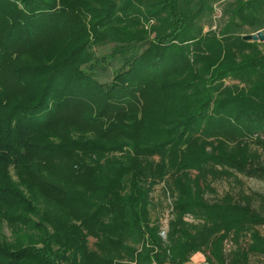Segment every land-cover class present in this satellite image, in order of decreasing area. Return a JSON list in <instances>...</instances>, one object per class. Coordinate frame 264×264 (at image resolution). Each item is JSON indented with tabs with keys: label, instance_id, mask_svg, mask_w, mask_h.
<instances>
[{
	"label": "trees",
	"instance_id": "1",
	"mask_svg": "<svg viewBox=\"0 0 264 264\" xmlns=\"http://www.w3.org/2000/svg\"><path fill=\"white\" fill-rule=\"evenodd\" d=\"M80 1L0 0V227L12 235H0V264H185L195 252L264 264V195L205 196L218 174L207 165L264 180V158L208 152L189 136L200 122L207 136L264 135V40L242 38L264 27V0L226 2L229 20L206 32L220 0H148L158 33L132 42L112 17L120 0L97 1L89 23ZM110 38L108 54L90 50ZM227 76L243 85L221 88ZM162 181L164 234L151 212Z\"/></svg>",
	"mask_w": 264,
	"mask_h": 264
},
{
	"label": "rangeland",
	"instance_id": "2",
	"mask_svg": "<svg viewBox=\"0 0 264 264\" xmlns=\"http://www.w3.org/2000/svg\"><path fill=\"white\" fill-rule=\"evenodd\" d=\"M86 2H83L81 0L79 3H76L79 7V11H82L86 13V17L82 18L84 21H87L89 23V20L91 19L90 13L94 12L95 8L98 6V3H104L108 0H84ZM230 2L232 0H220L213 4V13L211 16V23H205L203 25V31L206 32L208 29L217 30L219 28V24H224L223 21H228L229 18L222 16V6H226V2ZM117 4L122 6L121 9L116 10L117 13L113 15L112 17H115V19H119V23H116L120 26V28L128 30L129 36L127 37L124 34L120 35V38L123 40V42H132V39L137 40H143V39H149L154 40L156 38V34L158 31L154 29V26L157 24V19L153 14H148V12H153L151 8H149L148 0H120L118 3H114V8L117 6ZM58 1L57 5L54 8V10L59 9L58 8ZM133 10V12H132ZM150 10V11H147ZM122 18V19H120ZM221 19V20H220ZM221 22V23H220ZM102 23H99L98 27L103 28ZM87 30H90L89 25H86ZM264 28V27H262ZM262 28H259L257 30H260ZM103 30V29H102ZM257 30H254L252 27L244 26L243 34L245 33H252L256 32ZM87 31V32H88ZM242 34V35H243ZM243 38V37H242ZM263 39H248L250 42H254V44L258 45V48H262V42ZM91 41L90 44V50L95 53H106L108 54V50H110L118 41L115 39H106L104 41ZM139 42V41H137ZM49 47V46H47ZM241 53L247 56H255V51L251 47H244L243 50H241ZM24 56L25 54H21ZM110 76L102 78L101 81H106L109 79ZM243 85V82L240 81L239 78H234L232 76H227L222 81L221 88L226 87H232L235 86L240 87ZM221 91V89H220ZM231 92H234L231 90ZM226 94V92L221 91L220 96ZM228 94V93H227ZM68 122H70L71 118L67 117L65 118ZM81 127V125H80ZM83 128V127H81ZM221 132L218 134H210L209 136L205 135L207 132L201 122L194 127V129L190 132L189 136H192V138L195 141V144L200 145L202 144V147L205 148L208 152H215L219 153L222 152L224 154H227L229 156L234 157H240L246 159H255L260 156V158H264V135L260 136L255 133L250 132H243L240 130H232L230 132H233V134L230 137H227L225 134V131L223 129H220ZM174 132H178V129L174 130ZM188 134H185L188 136ZM209 169H212L216 172H218L215 176H208L210 178V185L206 189L205 196L208 200L213 201L215 198L221 197L224 195L225 192H229L233 196L240 197L243 193H249L252 190L261 192L264 195V180L253 177V176H247L242 173H240L238 170L234 169L233 167H230L228 165H225L223 163L221 164H211L206 166ZM195 173V171H194ZM193 173V174H194ZM166 183L165 182H159L155 185L153 191H152V207L151 212L153 215H158L160 217V220L162 221V227L163 231L161 232L164 234V230L167 227V220L171 216V197H169L170 189H166ZM167 193V194H166ZM44 201V200H43ZM42 201V202H43ZM47 206L45 204V201L43 202L44 206L50 210V213L52 214H59L60 216L64 215V210L58 208L57 205H54L53 203L46 202ZM255 205L257 207H260L258 205V202H255ZM187 219L194 220L195 218L190 215H185ZM260 228L263 230L264 227ZM0 235H4L5 237H11V229L8 227L5 223H2L0 227ZM39 245V244H38ZM41 245V244H40ZM229 246V243H226V247ZM52 248H57L59 245L57 243H51ZM200 256H203L200 254ZM6 260V259H3ZM205 261V260H204ZM203 261V263H204ZM20 263H23L24 261H19ZM204 264H208L205 262Z\"/></svg>",
	"mask_w": 264,
	"mask_h": 264
},
{
	"label": "water",
	"instance_id": "3",
	"mask_svg": "<svg viewBox=\"0 0 264 264\" xmlns=\"http://www.w3.org/2000/svg\"><path fill=\"white\" fill-rule=\"evenodd\" d=\"M244 39H263L264 38V28L257 30L252 33H245L242 35Z\"/></svg>",
	"mask_w": 264,
	"mask_h": 264
},
{
	"label": "crops",
	"instance_id": "4",
	"mask_svg": "<svg viewBox=\"0 0 264 264\" xmlns=\"http://www.w3.org/2000/svg\"><path fill=\"white\" fill-rule=\"evenodd\" d=\"M204 260H205L204 257L200 256L199 252H195L191 255L190 259L185 264H204L206 262ZM203 261H204V263H203Z\"/></svg>",
	"mask_w": 264,
	"mask_h": 264
}]
</instances>
